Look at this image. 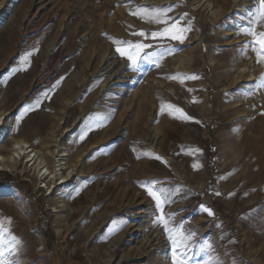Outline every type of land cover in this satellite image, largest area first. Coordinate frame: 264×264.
I'll return each mask as SVG.
<instances>
[{"label": "rangeland", "instance_id": "rangeland-1", "mask_svg": "<svg viewBox=\"0 0 264 264\" xmlns=\"http://www.w3.org/2000/svg\"><path fill=\"white\" fill-rule=\"evenodd\" d=\"M58 1L60 4L56 5ZM102 1L69 0L70 7L67 6L68 10L63 14L62 0H0V16L5 18L0 23V81L3 85L0 111L10 113L9 119L14 118L13 137L27 140L46 157L51 159L48 151L54 148L55 140L64 143L71 155L70 166L74 168L70 185L57 188L55 194L58 197L44 195L29 173L18 175L20 161L16 162L17 169L0 172V221L20 241L18 255L11 259L18 264H162L163 261H158L159 256L148 260L146 256L136 254L125 260L133 231L124 241L114 242L129 226L137 223L136 215L127 211L130 209L128 199L137 193H145L146 182L159 181L155 187L169 189L174 200L164 208L171 217L170 226L174 224L179 228L183 225V231L176 234L177 242L187 232L196 233L190 242L196 247L189 252L188 264H205L209 258L220 264H264V87H257L264 78V63H259L261 72L238 70L256 58L255 52L246 47L250 38L240 34V28L247 25L249 11L259 8L258 0H237V3L210 0L214 4L212 7L208 0L115 2V13L122 8L126 10H123L126 19L114 22L121 35L104 33L109 31L104 25L100 47L112 45L115 48L114 40L157 44L132 35L133 32L158 31L163 27L136 30V23L150 24L142 9L171 6L168 15L184 23L191 22L192 30L186 33L183 44L163 42V46L175 51L161 60V68L144 64L139 75L123 73L122 79L114 86L110 84L105 94L101 91L105 77H99L100 73L92 69V63L96 65L94 59L100 43L91 30L83 27L84 19L93 14L92 3ZM212 12L216 14L212 15ZM184 13L188 15L185 17ZM72 37H76V46L68 50ZM27 52H32L29 63L21 64L20 57ZM65 63L70 65L60 76V66ZM13 68L20 70L12 72ZM239 74H244L247 81L226 89V80ZM193 75L198 78L183 79ZM71 80L76 83L73 90L76 93L68 97L66 93L71 89ZM57 81L61 82L57 84ZM215 83L218 89H214ZM143 87H146L145 91ZM180 88L185 90L183 97L178 91ZM126 89L128 95H124ZM191 89L194 91L186 93ZM45 92L49 99L41 96ZM212 97L219 102L217 109ZM38 98L42 101L39 108L21 117L23 109ZM119 99L123 105L118 108L116 101ZM176 108L192 119L181 120ZM113 109L118 111L114 113ZM135 110L143 119L138 118ZM98 115L107 116L108 120L81 141L82 121ZM169 116L178 123L179 132L172 133V139L170 137V152L162 153L154 147L150 132L169 127V121L162 122ZM129 132L132 134L128 136ZM0 151L7 155L9 143L3 141ZM157 156L160 160L155 159ZM151 162H155L156 167H150ZM5 174L18 186L7 182ZM216 192L221 195L217 196ZM60 197H65L64 210L59 207ZM201 205L211 209L214 217L203 212ZM41 213L50 219L47 231L36 227ZM156 215L155 211L152 218ZM65 217L68 221L62 224ZM206 242L212 247L202 251L201 246ZM171 246L173 248L172 243ZM157 253L161 254L160 251ZM170 256L172 262V253Z\"/></svg>", "mask_w": 264, "mask_h": 264}, {"label": "bare ground", "instance_id": "bare-ground-1", "mask_svg": "<svg viewBox=\"0 0 264 264\" xmlns=\"http://www.w3.org/2000/svg\"><path fill=\"white\" fill-rule=\"evenodd\" d=\"M69 1V0H68ZM68 1L62 0V7H61V12L63 14H65L68 10V7H70L68 5ZM97 1V0H95ZM120 0H104L102 2H97V3H92L91 6H93L92 8H94V11L92 12V16L84 19V23L83 21L81 23L84 24L83 27H87L88 30H91V34H95L94 36H96V41L102 39V33L109 32H118L115 34H118L117 36L121 35V30L120 28H117L118 26L114 25V22H116L117 20H124L126 19L124 17V12L123 10L125 9H119L118 12H114V8H115V2H119ZM234 2H238L237 0H233ZM257 1V0H254ZM81 2V1H80ZM83 2V1H82ZM209 3V7L214 6V4H212V2L210 0L207 1ZM253 2V1H252ZM58 3L60 4V1L57 2L56 5H58ZM86 3V2H85ZM235 3V4H236ZM257 4V2H255ZM54 4V3H53ZM52 4V5H53ZM91 4V3H90ZM71 5V4H70ZM68 6V7H67ZM84 6V5H83ZM88 6V5H87ZM74 7V6H73ZM1 8V5H0ZM78 8V7H77ZM85 8V7H84ZM57 10V8H55ZM91 9V8H90ZM59 10V8H58ZM81 10V9H80ZM60 11V10H59ZM83 11V10H82ZM88 11V10H87ZM126 11V10H125ZM89 12V11H88ZM87 12V13H88ZM82 13V12H81ZM58 14V13H56ZM80 14V13H79ZM89 14V13H88ZM215 12H212V15H215ZM84 15V14H83ZM82 15V17H83ZM67 17V16H66ZM79 18V17H78ZM81 19V18H80ZM5 20L4 17H2V15L0 16V23ZM132 22V21H129ZM138 27H136V30L140 27H145L147 28H161V26H163L162 24H138ZM82 25V24H81ZM80 25V26H81ZM107 26L109 31H103L101 32L102 28ZM232 26L234 27V24H232ZM86 29V30H87ZM85 30V29H84ZM85 30V31H86ZM155 30V29H154ZM88 32V31H87ZM105 34V35H106ZM76 35V33L74 34ZM86 35V34H85ZM70 37V36H69ZM82 37H84L82 35ZM90 38H92L91 36H89ZM87 38V37H86ZM104 38V37H103ZM1 39V37H0ZM2 40V39H1ZM76 40V37H72L70 44L67 46V49H71L74 48V41ZM95 41V39L93 40ZM104 41V40H103ZM102 43V41H99L98 43ZM142 42V41H141ZM171 44L175 43L176 44H180L178 42L175 41H169ZM88 43V42H87ZM101 43L99 44V48H96L98 51L96 52V56L94 61H96V65H94V63H92V69H95V73L99 74V77H105V82L104 84L101 86V91L103 92V94H105L106 92V88H108L109 86H114L115 84H117L120 76H123V73H126V76L132 75L130 74L131 72L133 73V75H139L141 74V70L138 72V74H135V72H133L132 70H130L127 65H128V61H126L125 59H121L118 54L115 52V48L112 45H109V47H100ZM107 43V42H106ZM235 43V42H234ZM238 43V42H237ZM68 44V42H67ZM85 44V43H84ZM93 45V43H91ZM96 44V42H95ZM94 44V45H95ZM105 44V42L103 43ZM164 44V43H163ZM166 44V43H165ZM43 45V44H42ZM97 45V44H96ZM168 45V44H167ZM41 46V45H40ZM53 46V44H52ZM98 46V45H97ZM106 46V45H105ZM173 46V45H172ZM54 47V46H53ZM88 47V45H87ZM43 48V47H42ZM47 48V47H46ZM91 48V47H90ZM89 48V49H90ZM33 49V48H32ZM68 49V50H69ZM95 49V50H96ZM44 50V48L42 49ZM66 50V49H65ZM64 50V51H65ZM72 52V51H71ZM75 52V51H74ZM87 52V51H86ZM65 53V52H64ZM63 53V54H64ZM89 53V52H88ZM87 53V55H88ZM86 54V53H85ZM91 56V57H93ZM87 57V56H86ZM91 57H89L91 59ZM77 58V57H76ZM253 58V57H252ZM85 59V58H84ZM88 59H86L87 61ZM92 60V59H91ZM164 60V59H163ZM70 61V60H69ZM89 62V61H88ZM93 62V61H92ZM168 62V61H167ZM165 62V63H167ZM81 63V62H80ZM90 63V62H89ZM70 64L69 63H65L64 65L60 66V72L59 75L62 74L68 69V66ZM91 65V64H89ZM242 65V64H241ZM73 66V65H72ZM243 66V65H242ZM261 66V65H260ZM86 67V66H85ZM160 67V66H159ZM240 67V66H239ZM71 68V67H70ZM82 68V67H81ZM157 68V67H156ZM155 68V69H156ZM161 68V67H160ZM73 69V68H71ZM70 69V70H71ZM86 70V69H85ZM239 71L241 72H246V71H255L257 72H261V69L259 68V63H257V58L255 59H251V61L248 63H246L245 67H241L238 68ZM69 71V70H68ZM77 71V70H76ZM75 71V72H76ZM153 71V70H152ZM89 72V71H88ZM147 72V71H146ZM53 73V72H52ZM67 73V72H66ZM73 73V70H72ZM78 73V72H77ZM94 73V74H95ZM93 74V76H94ZM145 74V73H144ZM68 75V74H67ZM66 75V76H67ZM159 75V74H158ZM61 76V75H60ZM150 76V75H149ZM259 76V75H258ZM263 76V75H262ZM102 77V78H103ZM134 77V76H132ZM141 77V75H140ZM153 77V76H152ZM62 78V77H61ZM63 78L65 79V77L63 76ZM87 78V77H86ZM95 78V77H94ZM97 78V77H96ZM126 78V77H125ZM145 78V77H144ZM162 78V77H161ZM251 78H253V75H251ZM71 79V78H70ZM89 79V78H88ZM104 79V78H103ZM146 79V78H145ZM152 79V78H151ZM155 78H153L154 80ZM57 80V79H55ZM60 80V79H59ZM102 80V79H99ZM134 80V79H133ZM150 80V79H149ZM162 80V79H159ZM246 80V76L244 74H239L236 75L232 78H229L226 80V86L225 88L228 89L230 87H237L239 86V84L243 83ZM126 81V80H125ZM131 81V80H130ZM247 81V80H246ZM18 82V81H17ZM91 82V81H90ZM113 82V83H112ZM134 82V81H133ZM168 82V81H167ZM130 83V82H129ZM147 83V81H146ZM153 83V82H152ZM155 84H157L156 82H154ZM176 83V81H175ZM217 83V82H216ZM214 85V89H218V86ZM15 84V83H14ZM18 86V83H16ZM63 84V83H62ZM76 83H74V81L71 80L69 86H70V90H67L68 92L66 93L68 97H71L73 94V90H75L74 86ZM111 84V85H110ZM114 84V85H113ZM133 84V83H132ZM148 84V83H147ZM150 84V83H149ZM148 84V85H149ZM159 84V83H158ZM161 84V83H160ZM61 85V84H60ZM66 85V84H64ZM131 85V83H130ZM146 85V84H145ZM144 85V86H145ZM151 85V84H150ZM162 86H164L162 84ZM166 86V85H165ZM169 86V85H168ZM65 87V86H64ZM83 87V86H82ZM94 86L92 85V88ZM104 87V89H102ZM118 87V86H117ZM116 87V88H117ZM148 87V86H147ZM155 87V86H154ZM153 87V89H154ZM159 85L156 87L158 88ZM170 87V86H169ZM120 88V87H119ZM134 88V87H131ZM144 88V87H143ZM155 88V89H156ZM165 88V87H164ZM174 88V87H172ZM83 89V88H82ZM94 89V88H93ZM91 89V90H93ZM118 89V88H117ZM149 89V88H148ZM152 89V88H151ZM166 89V88H165ZM3 90V85L0 81V93ZM64 90V89H63ZM89 90V89H88ZM132 90V89H131ZM146 90V87L144 88V91ZM161 90V89H160ZM178 90V89H176ZM65 91V90H64ZM112 91V90H111ZM121 91V90H120ZM126 94L124 95H128V91L129 90H125ZM143 91V90H142ZM149 91V90H148ZM146 91V93L148 92ZM156 91V90H155ZM162 91V90H161ZM180 92V96H184L185 94V90L183 91V89H179L178 90ZM194 90L191 89L189 90V92L186 93H191ZM118 92V91H117ZM151 92L153 93L154 91L151 90ZM150 92V93H151ZM76 93V91L74 92V94ZM89 93V92H88ZM92 93V92H90ZM107 93V92H106ZM111 93V92H110ZM143 93V92H142ZM142 93L139 94L142 95ZM173 93V92H172ZM93 94V93H92ZM118 94V93H117ZM149 94V93H148ZM159 94V93H157ZM160 94H162V92H160ZM99 95V94H98ZM108 95V94H107ZM120 95V94H119ZM136 95V94H135ZM64 96V95H63ZM100 96V95H99ZM106 96V95H105ZM148 96V95H147ZM147 96L146 99H144V101L147 100ZM157 96V95H156ZM92 97V96H91ZM90 97V98H91ZM95 97V96H94ZM103 97V96H102ZM120 97V96H119ZM122 97V96H121ZM125 97V96H123ZM122 97V98H123ZM138 97V96H137ZM151 97V96H150ZM216 97V96H215ZM93 98V97H92ZM98 98V97H96ZM114 98V97H113ZM133 98V96H132ZM131 98V99H132ZM140 98V97H139ZM208 98V97H207ZM210 98V97H209ZM74 99V98H73ZM83 99V98H82ZM126 99V98H125ZM129 99V98H128ZM151 99V98H149ZM214 99V108L217 109V104L219 103L217 100H215L214 97H212V100ZM93 100V99H92ZM94 101V100H93ZM92 101V102H93ZM96 101V100H95ZM116 101V100H115ZM133 101V100H132ZM130 100V102H132ZM136 101V100H135ZM140 101V100H138ZM151 101V100H150ZM109 102V101H108ZM117 102V106L118 108L121 107L123 105L122 100H118ZM137 102V101H136ZM95 103V102H94ZM111 104V102H109ZM128 103V102H127ZM133 103V102H132ZM140 103V102H139ZM138 102L137 104L140 105ZM143 103V101H142ZM91 104V103H90ZM93 104V103H92ZM109 104V105H110ZM126 104V103H125ZM146 103L144 102L143 105H145ZM148 104V103H147ZM129 107L131 104H128ZM134 105V104H133ZM167 105V104H166ZM169 105V104H168ZM225 105V104H224ZM223 105V106H224ZM96 106V104L94 105ZM132 106V105H131ZM147 106V105H145ZM150 106V103H149ZM148 106V107H149ZM89 107V106H88ZM115 107V106H113ZM124 107V106H123ZM122 107V108H123ZM136 107V105H135ZM139 107V106H137ZM86 108V107H85ZM92 105H91V109H92ZM110 108V107H109ZM147 108V107H146ZM145 108V109H146ZM82 109V108H81ZM141 109V108H140ZM150 109V108H149ZM152 109V108H151ZM1 110V109H0ZM109 110V109H108ZM118 111V109H116ZM115 110V111H116ZM126 111V108L124 109ZM129 110V109H127ZM134 110V109H133ZM137 110V109H136ZM135 110V111H136ZM110 111V110H109ZM114 109L113 112L115 113ZM134 111V112H135ZM146 111V110H145ZM86 112V111H85ZM127 112V111H126ZM125 112V113H126ZM142 112H144L142 110ZM149 112V111H148ZM114 113H112V117L114 115ZM138 112L136 111V114ZM146 113V112H145ZM123 114V112H122ZM133 114V113H132ZM132 114L130 116H132ZM139 114V113H138ZM148 114V113H146ZM95 115V114H94ZM144 115V114H143ZM151 115V114H150ZM10 113H7L6 111H0V146L1 143L3 141H6L9 143V153L7 155H4L1 153L0 151V172L1 171H8V170H13V169H17L16 166V162L20 161V167L17 169L18 170V175L20 176H25V173H29L32 177H34L35 181L39 184L38 187L39 188H43L44 189V193H46V196L49 197L50 195H54L56 193L57 188L59 189H64L65 186L70 185L73 175H74V168L72 166H70V153H68V149L66 148V145L64 143H61L60 140H55L54 143V148L52 150L48 151V155L51 157L48 158L46 157L41 151H39L38 149L36 150L29 142H27V140L25 141L24 139L21 138H14L13 134H14V130H15V124H14V118L13 119H9L10 117ZM138 118L143 119V117L139 115ZM149 116V115H148ZM107 117V116H106ZM118 118V117H117ZM133 118L134 114H133ZM131 118V119H133ZM153 118V116H152ZM128 119V118H127ZM136 119V118H135ZM135 119H133L135 121ZM108 120V119H107ZM117 120V119H116ZM122 120V119H121ZM124 120V119H123ZM130 121V118L128 119ZM127 120V121H128ZM132 120V121H133ZM128 121V123H129ZM133 121V123H134ZM138 121V120H137ZM141 121V120H140ZM145 121V120H144ZM150 121V120H149ZM163 121H169V127L165 128L164 131H158L156 129L151 130L150 132V137L153 141V143L155 144V148L156 149H160L161 152L163 153L164 151L167 152L169 150H171V143L172 140H170V137L172 139V133H177L179 132L178 130V126L176 125L178 123L175 124L174 120L172 117H166L164 118ZM118 122V121H117ZM120 122V121H119ZM143 122V121H142ZM141 122V125H143ZM108 124V122H106ZM130 123V124H133ZM118 124V123H117ZM120 124V123H119ZM138 124V123H136ZM140 124V123H139ZM147 124V123H145ZM152 124V123H151ZM121 125V124H120ZM110 126V125H109ZM117 126V125H116ZM130 126V125H129ZM132 126V125H131ZM140 126V125H139ZM177 126V127H176ZM120 127V126H119ZM133 127L134 124H133ZM138 127V126H137ZM150 128V127H149ZM129 131V129H127ZM133 130V128L131 129ZM145 130V127H144ZM126 131V130H125ZM128 131H126L128 133ZM142 131V130H140ZM149 131V130H147ZM193 132V131H192ZM125 133V134H127ZM131 132H129L128 136L130 135ZM189 133V132H188ZM124 134V135H125ZM132 134V133H131ZM135 134V133H134ZM138 134V131H137ZM190 134V133H189ZM188 134V135H189ZM241 135V134H240ZM133 136V135H132ZM138 136V135H137ZM136 136V137H137ZM141 137V136H140ZM139 137V138H140ZM145 137V136H144ZM188 137V136H187ZM128 139V137H126ZM189 138V137H188ZM125 139V138H124ZM132 139H134V137H132ZM131 139V140H132ZM150 139V138H149ZM142 140V139H141ZM123 141V140H122ZM130 141V140H129ZM134 141V140H133ZM145 141V140H144ZM147 141H149L147 139ZM125 143V141H123ZM128 142V141H127ZM131 142V141H130ZM129 142V143H130ZM127 143V144H129ZM123 144V143H122ZM149 144V143H148ZM129 146V145H128ZM153 147V149H154ZM48 149H50L49 147H47ZM122 148V147H121ZM128 151V150H127ZM126 152V151H125ZM158 152V151H157ZM170 152V151H169ZM127 153V152H126ZM161 153V154H162ZM160 154V152H159ZM164 155V154H163ZM167 155V154H166ZM127 157V156H126ZM186 158V157H185ZM125 159V158H124ZM123 159V160H124ZM173 159L175 160V158L173 157ZM184 159V158H182ZM173 160L171 159V162ZM176 161V160H175ZM180 161V160H179ZM131 163L134 164V159L132 158ZM181 163V162H180ZM179 164V163H178ZM150 167H156V163L155 162H151ZM172 165V164H171ZM179 166V165H178ZM184 166V165H183ZM182 166V167H183ZM130 167V166H129ZM180 167V166H179ZM139 169V168H138ZM183 169V168H182ZM132 170V169H131ZM161 170V168H158V171ZM186 170V169H185ZM81 173H84L83 171ZM133 173V171H132ZM137 174V172H136ZM134 188V187H133ZM132 188V189H133ZM135 190V188H134ZM132 192V190L130 191ZM127 195V194H126ZM130 195V193L128 194ZM54 197H58L57 194L54 195ZM66 197V196H65ZM65 197H60L58 198V201H60V205L59 207L61 208V210L65 209ZM130 197V196H129ZM130 201L129 203V207L130 209L127 210L129 211L130 215L131 214H135L137 217V223L129 226L128 230L126 229L125 231H123L119 237L114 241L116 242V244L120 243L121 241H124L126 238L129 237L128 234H130L131 231L132 232V237L129 240L130 242V248H128V253H130V255L127 253V255L124 257L125 260L129 259L132 256H135L136 254H139L140 256H146L148 260H150L153 256H159L158 261H163L162 264H169L171 262V253H172V246L171 243L169 242V238L168 236L164 233V231L162 230V228L160 226H154V212L155 207H154V202L151 200V198L148 197V195L145 193H137L136 195L133 196L132 199H128ZM57 203V202H56ZM64 212V211H63ZM57 213H60L59 211ZM128 214V213H127ZM66 218V217H65ZM68 221V218L65 219V221L62 222V224H66V222ZM147 227V228H146ZM134 243L136 244L135 246ZM115 245V243H113V246ZM160 251L161 254L159 255L157 252ZM170 258V259H169ZM131 260V259H130ZM150 263V262H149Z\"/></svg>", "mask_w": 264, "mask_h": 264}, {"label": "snow or ice", "instance_id": "snow-or-ice-1", "mask_svg": "<svg viewBox=\"0 0 264 264\" xmlns=\"http://www.w3.org/2000/svg\"><path fill=\"white\" fill-rule=\"evenodd\" d=\"M259 8L255 11H249L248 23L240 28V34L248 36L250 39L246 44V47L255 52L257 63H264V0H258ZM172 10L171 6L156 9H142L141 11L145 13L147 17L146 22L152 24H162L163 27L158 31L145 32L143 30L139 32H133L132 35H137L142 38V40H152L158 42L153 43H143L137 42L133 43L131 41L114 40L113 43L116 45L115 52L121 59H126L128 61L127 67L133 72H139L141 66L144 64H149L154 67H159L161 60L167 56L174 54V49L163 46L164 41H175L183 44L184 40L187 38L186 33L192 30V24L184 23L181 19L177 17L169 16L168 13ZM133 15H139V13H133ZM188 14L184 13L186 17ZM145 19L144 16L140 17ZM244 48L245 46H241ZM147 49H154L152 51H146ZM32 52H27L20 57L21 64H28L29 57ZM20 69L13 68L12 72L19 71ZM177 77H169V79H175ZM198 77L193 75L190 77H184L183 79L195 80ZM61 81H57L59 84ZM55 87V85L53 86ZM257 87H264V78L260 80ZM41 96L44 99H49L48 93H42ZM41 99H37L33 104L26 106L21 112V117L24 113L31 110H36L41 104ZM195 102V101H194ZM169 107H172L169 105ZM163 111V108L161 109ZM176 112L180 113V119L183 121H190L192 118L187 116L181 109L176 108ZM108 117L106 116H89L82 121L84 128L80 134V140L86 138L90 131L103 125L104 121ZM19 123V118L17 119ZM200 151V150H197ZM155 159L160 160V157H155ZM193 169H196L194 164ZM160 183L159 181L146 182L144 184V190L149 198L154 202V207L157 215L154 219V226H160L164 233L171 240L173 245L172 248V262L171 264H188L190 259L189 252L194 250L196 245L190 243L196 236L195 232H187L177 242V233L183 231V225L177 228L174 224L170 226L171 217L165 213L164 208L170 203H174L172 200V194L167 188H156L155 185ZM179 192V189H176ZM217 196L221 195L219 192L215 193ZM201 210L206 212L208 216L214 217V212L208 209L206 206L201 205ZM11 221H9V224ZM188 242V243H186ZM20 241L11 233L10 228H6L3 221H0V264H18V261L11 259L12 256L18 255ZM210 242H206L201 246V250H207L211 248ZM205 264H220L218 260H205Z\"/></svg>", "mask_w": 264, "mask_h": 264}, {"label": "built area", "instance_id": "built-area-1", "mask_svg": "<svg viewBox=\"0 0 264 264\" xmlns=\"http://www.w3.org/2000/svg\"><path fill=\"white\" fill-rule=\"evenodd\" d=\"M39 190H41L42 192L44 191L43 188H39ZM44 195H46V193H44ZM37 200V198L35 199V201ZM49 222L50 219L49 217H47V215L45 213H41L38 222L36 223V227H39L40 230H48L49 227Z\"/></svg>", "mask_w": 264, "mask_h": 264}, {"label": "trees", "instance_id": "trees-1", "mask_svg": "<svg viewBox=\"0 0 264 264\" xmlns=\"http://www.w3.org/2000/svg\"><path fill=\"white\" fill-rule=\"evenodd\" d=\"M5 180H6L7 182H10L11 184H13V185H15V186H18V184H16V183L14 182V180H13L10 176H8V175H6V174H5Z\"/></svg>", "mask_w": 264, "mask_h": 264}]
</instances>
